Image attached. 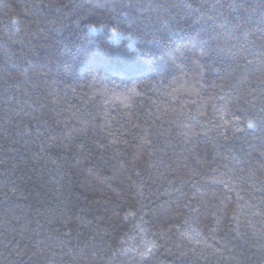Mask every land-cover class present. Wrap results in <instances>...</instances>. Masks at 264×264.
<instances>
[{"label":"trees","instance_id":"trees-1","mask_svg":"<svg viewBox=\"0 0 264 264\" xmlns=\"http://www.w3.org/2000/svg\"><path fill=\"white\" fill-rule=\"evenodd\" d=\"M0 264H264V0H0Z\"/></svg>","mask_w":264,"mask_h":264},{"label":"snow or ice","instance_id":"snow-or-ice-1","mask_svg":"<svg viewBox=\"0 0 264 264\" xmlns=\"http://www.w3.org/2000/svg\"><path fill=\"white\" fill-rule=\"evenodd\" d=\"M249 126L251 127V124Z\"/></svg>","mask_w":264,"mask_h":264}]
</instances>
